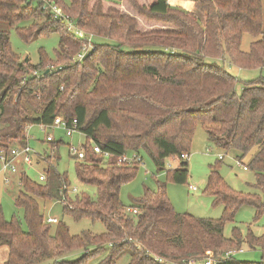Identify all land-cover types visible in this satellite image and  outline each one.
Returning <instances> with one entry per match:
<instances>
[{
	"label": "trees",
	"instance_id": "trees-1",
	"mask_svg": "<svg viewBox=\"0 0 264 264\" xmlns=\"http://www.w3.org/2000/svg\"><path fill=\"white\" fill-rule=\"evenodd\" d=\"M65 18L83 33L95 36L93 51L80 63L72 59L85 45L63 22L53 20L37 2L0 0V22L15 30L24 41L59 36L56 61L43 54L32 65L10 47L9 36L0 31V154L27 144L28 129L50 126L61 118L73 121L85 138V156L75 162L77 180L96 189L95 198L65 195V175L51 165L45 181L32 182L19 176L14 201L22 211L26 230L15 216L5 221L0 213V247L8 250L3 264H204L209 252L214 264H264V232L256 237L248 230L243 238L232 228L223 235L244 204L257 216L264 202L255 194L243 195L228 187L215 168H210L203 194L223 208L219 220L193 218L171 206L164 184L146 191L127 212L119 199L122 186L130 183L137 165H121L126 154H145L163 170L164 160L177 157L179 165L167 178L184 184L187 154L200 123L208 141L217 149L232 152L237 162L250 156L246 170L254 173L255 188L264 195V31L261 0H52ZM193 2L194 12L179 6ZM47 15L50 27L32 29L34 21ZM20 22H33L18 27ZM260 37L241 51L243 35ZM102 40V41H101ZM229 62H228V60ZM238 70H260L262 76L242 83L226 65ZM46 71L48 73L46 74ZM238 85H242L240 93ZM56 149L61 143H49ZM96 145L110 158L108 167L95 155ZM43 183V184H42ZM78 195V194H77ZM57 201L65 216L75 221H99L105 233L82 232L72 236L58 222L45 224L38 201ZM258 249V262L223 259L241 245ZM80 261L63 260L84 250ZM87 255V256H86Z\"/></svg>",
	"mask_w": 264,
	"mask_h": 264
},
{
	"label": "rangeland",
	"instance_id": "rangeland-1",
	"mask_svg": "<svg viewBox=\"0 0 264 264\" xmlns=\"http://www.w3.org/2000/svg\"><path fill=\"white\" fill-rule=\"evenodd\" d=\"M39 0H28L31 5H35ZM147 2V0H142ZM63 5H67L69 0H61ZM189 9L194 12L193 2H183ZM179 4V3H178ZM262 16H263V31H264V0H261ZM33 22H20L18 27H29ZM36 24L32 29L42 30L43 27L51 26V19H47L44 14L41 18L34 21ZM0 31H5L9 36V43L11 50L20 57L21 60L28 59L32 65L39 63V55L43 54L45 58L54 63L56 61L55 50L58 48L59 36L57 33H50L36 37L29 41H24L15 27L9 28L7 25L0 22ZM95 42H100L94 36ZM260 40V37H251L243 35L241 41V51L244 53L249 52L250 44ZM102 41V40H101ZM228 60V59H227ZM229 62V60H228ZM225 64L227 72L236 76L242 83L251 82L260 76V70H238L235 67ZM242 85H238L237 92L240 93ZM51 137L54 144L61 143L56 149H53L51 144L46 143V138ZM28 145L29 148L36 154L33 158V165L30 168L22 166L26 177L32 182L38 183V177L45 175L47 165H51L59 174L67 177L68 182V195L70 199L79 194L87 198L96 197V189L80 183L75 174L76 160L69 154V146L77 149L85 144V138L81 133H75L72 137H67L65 132L60 129H47L41 130L38 126H32L28 130ZM142 163L138 166L134 179L122 186L119 199L125 206L126 210L136 205V201L144 196L146 191L154 192L159 185L164 184L168 200L173 209L180 214H187L193 218L219 220L223 216V208L213 205V199L203 194L207 177L210 168H215L218 175L223 182L235 192L243 195L255 194L259 196L260 202H264V195L255 188L254 173L250 170H243L242 165L246 166V162L250 156L242 161V165L238 162L232 152H224L217 149L211 144L203 127L198 123L195 127L194 138L189 151L188 163V178L184 184H175L167 178V171L173 170L178 167L179 160L177 157H171L164 160L163 170L157 172L152 160L145 154L140 155ZM222 157V160H219ZM104 167H108L109 162H102ZM20 176V174H19ZM45 181V180H44ZM43 184V183H42ZM189 187H195L196 192L189 190ZM75 189V193L71 190ZM19 177L13 176L10 178V183L4 182V175L0 172V213L5 221H10L12 217L20 220L21 228L26 230V224L22 220V211L15 207L14 201L19 191ZM78 194V195H77ZM40 213L44 219H56L58 222L63 223L72 236H80L82 232H90L93 235H101L105 233L104 226L99 221L92 222L84 218L80 221H75L69 216H65L62 212V204L57 201H38ZM46 224V223H45ZM55 225H52L53 227ZM239 229L242 237L244 238L249 231L256 237H259L264 232V212L257 216L256 209L248 204L242 205L235 213L232 222H228L223 231L226 238L232 237V228ZM240 254L234 256L238 262H258L260 259V252L258 249H250L247 245H241ZM84 252L78 250L65 256L63 260L68 262L80 261L83 254L91 252ZM87 256V255H86ZM8 257V250L6 247H0V264H3ZM103 259H98L90 262V264H100ZM125 262V261H124ZM121 260L117 264H124ZM54 261L50 260L45 264H53Z\"/></svg>",
	"mask_w": 264,
	"mask_h": 264
},
{
	"label": "built area",
	"instance_id": "built-area-1",
	"mask_svg": "<svg viewBox=\"0 0 264 264\" xmlns=\"http://www.w3.org/2000/svg\"><path fill=\"white\" fill-rule=\"evenodd\" d=\"M38 2H40L42 4V6H43L42 9L45 10L46 12H48V14H50V16L52 17L53 20L63 22L65 24L66 29L69 32L73 33V35L75 37H77L78 39H80L81 41H83L85 43V45L82 46V48L76 54V56L71 60L72 63L82 62L93 51V47H92L93 35L83 33L80 30H78L74 26V24L71 23L70 21H68L65 18V16L60 12L58 6L56 5V3L54 1H52V0H39ZM38 127H40L41 130H43V131L47 130V129H60V130L65 132V135L67 137H72L73 134L79 133L77 130L76 121H73L71 126H68L61 118H56L54 120L53 124L50 126H38ZM52 142H53L52 138L48 136L46 138V143H52ZM91 148H92L93 153L101 158L102 162L109 160L110 155L108 153L102 152L98 146L92 145ZM69 154L77 162H81L84 160L85 153H84V150L82 147L77 149L73 146H69ZM35 155L36 154L29 148L28 142L23 147H14V148L10 149L8 154L1 153L0 154V172H2L4 175V182L6 184H9L10 178H12V176H16L17 174H21V173L25 174L24 170L20 171V167H22V166H24L25 168L32 167L33 158ZM188 157L189 156L187 154H181L179 156V159H181L183 161H187ZM219 160H222V157H219ZM117 163L121 164V165H128V166H130V165L140 166L142 163V158H141L140 154H126V155H123L122 157L118 158ZM238 165H240V164L238 163ZM242 167H243V170H246V168L244 166H242ZM19 171H20V173H19ZM44 180H45V175H40L38 177L39 182H43ZM189 190L192 192H196L195 187H189ZM71 191L73 193H75V189H73ZM66 194L68 195V187H64L62 189V191L60 192V195L62 197L61 198L62 202L65 200ZM127 212L132 214V215L137 214V211L133 210V209H128ZM45 223L49 224V225H56L58 223V221L56 219L47 218ZM242 252L243 251L241 249L228 251L225 253L223 259L228 260V259H230V258L234 257L235 255L240 254ZM206 256H208V257H207L204 264H214L212 262V259H211L212 255L209 252L206 253Z\"/></svg>",
	"mask_w": 264,
	"mask_h": 264
},
{
	"label": "crops",
	"instance_id": "crops-1",
	"mask_svg": "<svg viewBox=\"0 0 264 264\" xmlns=\"http://www.w3.org/2000/svg\"><path fill=\"white\" fill-rule=\"evenodd\" d=\"M179 6H181V7H184V8H186L187 6L183 3V2H180L179 3ZM186 9H188V8H186ZM189 10V9H188ZM23 170V168L22 167H20V171H22ZM20 171H19V173H20ZM16 176H18L19 177V174H17ZM13 177V176H12Z\"/></svg>",
	"mask_w": 264,
	"mask_h": 264
},
{
	"label": "water",
	"instance_id": "water-1",
	"mask_svg": "<svg viewBox=\"0 0 264 264\" xmlns=\"http://www.w3.org/2000/svg\"><path fill=\"white\" fill-rule=\"evenodd\" d=\"M48 73V71H46V74Z\"/></svg>",
	"mask_w": 264,
	"mask_h": 264
}]
</instances>
